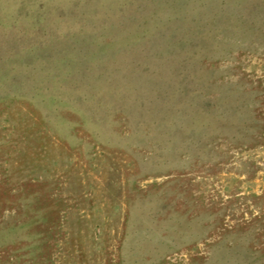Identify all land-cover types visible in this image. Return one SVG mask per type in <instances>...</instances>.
<instances>
[{
    "label": "rangeland",
    "instance_id": "rangeland-1",
    "mask_svg": "<svg viewBox=\"0 0 264 264\" xmlns=\"http://www.w3.org/2000/svg\"><path fill=\"white\" fill-rule=\"evenodd\" d=\"M0 264H264V0H0Z\"/></svg>",
    "mask_w": 264,
    "mask_h": 264
}]
</instances>
